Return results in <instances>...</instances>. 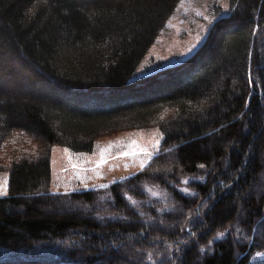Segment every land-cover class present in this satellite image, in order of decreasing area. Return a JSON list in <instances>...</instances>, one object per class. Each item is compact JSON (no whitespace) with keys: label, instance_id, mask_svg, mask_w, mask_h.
Returning <instances> with one entry per match:
<instances>
[{"label":"trees","instance_id":"16d2710c","mask_svg":"<svg viewBox=\"0 0 264 264\" xmlns=\"http://www.w3.org/2000/svg\"><path fill=\"white\" fill-rule=\"evenodd\" d=\"M180 1L0 0V264L264 255V0H229L191 57L133 80ZM148 128L160 151L132 177L51 190L55 146Z\"/></svg>","mask_w":264,"mask_h":264},{"label":"rangeland","instance_id":"374dc122","mask_svg":"<svg viewBox=\"0 0 264 264\" xmlns=\"http://www.w3.org/2000/svg\"><path fill=\"white\" fill-rule=\"evenodd\" d=\"M229 14V0H181L133 80L191 57L206 41L213 24ZM98 103L101 102L90 104ZM162 140L163 135L158 129L148 128L102 136L90 154L74 153L68 148L55 146L51 154V190L55 193L81 192L128 179L145 168L159 153ZM143 150L150 155L146 156ZM8 181V172H0V186L5 189L0 192V197L8 195ZM60 210L75 212L76 208L64 205ZM263 231L260 232L261 237ZM133 257L135 255H129L128 263L132 262ZM251 264H264V255L254 254Z\"/></svg>","mask_w":264,"mask_h":264},{"label":"snow or ice","instance_id":"6c2138e0","mask_svg":"<svg viewBox=\"0 0 264 264\" xmlns=\"http://www.w3.org/2000/svg\"><path fill=\"white\" fill-rule=\"evenodd\" d=\"M143 151H145V155H146V156H147V155H150V153H147L146 150H143ZM141 167H142V168L144 167V162H143V161L141 162ZM201 167H203V165H201ZM3 191H5V189H4L2 186H0V192H3Z\"/></svg>","mask_w":264,"mask_h":264}]
</instances>
